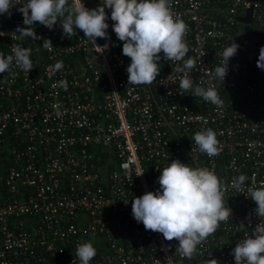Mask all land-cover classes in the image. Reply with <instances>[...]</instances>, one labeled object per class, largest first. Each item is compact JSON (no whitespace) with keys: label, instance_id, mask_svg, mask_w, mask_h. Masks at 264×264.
<instances>
[{"label":"built area","instance_id":"built-area-1","mask_svg":"<svg viewBox=\"0 0 264 264\" xmlns=\"http://www.w3.org/2000/svg\"><path fill=\"white\" fill-rule=\"evenodd\" d=\"M83 2L95 8L100 0ZM170 4L187 25L185 60H197L193 80L201 78L205 86L223 48L230 40L238 43L239 18L248 11L252 24L264 27V0ZM20 6L10 17L0 15V53L10 55L18 44L32 49L33 61L29 73L13 63L0 74V264H80L76 246L89 240L97 250L90 264H205L211 258L235 264L231 250L244 236L240 224L251 234L260 222L247 189L264 184L263 90L241 46L224 83L213 82L223 100L217 107L184 92L180 74L172 72L183 61L163 53L156 81L128 84L130 58L122 54L110 19L109 49L102 54L79 30L67 38L59 26L50 31L37 23L36 34L51 40L53 48L46 50L42 40L15 32L24 26ZM57 61L63 69L52 74ZM62 80L66 91L53 87ZM205 128L217 133V156L208 157L193 140ZM172 159L208 167L229 185L224 199L231 218L191 259L176 251L178 241L145 230L131 215L132 198L158 189V169ZM241 174L245 190L237 192L230 185Z\"/></svg>","mask_w":264,"mask_h":264},{"label":"clouds","instance_id":"clouds-1","mask_svg":"<svg viewBox=\"0 0 264 264\" xmlns=\"http://www.w3.org/2000/svg\"><path fill=\"white\" fill-rule=\"evenodd\" d=\"M16 8L22 17L23 25H18L15 32L21 39L42 40L46 50L53 48L51 40L38 36L34 25L40 24L49 29L59 26L62 35L70 38L77 30L90 40L97 52L109 49L110 36L107 32L110 19L113 32L122 42V54L130 58L126 67L128 84H152L160 73L159 61L163 58L174 62L183 61L182 66L172 69L179 76V87L192 96L200 97L206 102L221 107L223 100L216 89V80L224 83L229 71V61L234 57L240 45L234 40L223 48L221 61L214 71L208 73V83L199 78L194 82L192 69L197 60L185 57L189 47L184 39L187 25L171 11L170 0H100L95 8L85 6L83 0H0V15L11 16ZM109 9L110 14L105 10ZM2 33V32H0ZM97 38L106 41L97 45ZM10 55L0 53V74H5L15 65L29 73L33 69L32 49L21 45H12ZM205 53H202V57ZM199 57V62H200ZM256 65L264 70V46L259 48ZM63 62L57 61L51 66L52 74L63 69ZM53 87L67 90V82L59 81ZM56 115H61L59 103L54 104ZM205 123L207 121L205 120ZM193 140L202 153L208 157L220 154L221 146L217 133L211 128L197 131ZM156 183L159 188L147 191L131 201V215L137 223H142L145 230L160 233L167 241H178L176 251L191 259L198 252L208 236L215 233L220 222L228 221L232 211L225 201L226 185L208 167H192L179 159H172L162 169ZM144 172H141L142 175ZM139 176V175H138ZM247 177L243 174L235 177L230 187L237 192L245 190ZM247 197L255 203L254 215L260 222L252 229L251 234L241 223L244 232L242 239L236 242L231 250L235 264H264V184L247 189ZM93 243L85 241L76 246L75 255L80 264H90L96 255ZM205 264H219L215 258L207 259Z\"/></svg>","mask_w":264,"mask_h":264},{"label":"flooded vegetation","instance_id":"flooded-vegetation-1","mask_svg":"<svg viewBox=\"0 0 264 264\" xmlns=\"http://www.w3.org/2000/svg\"><path fill=\"white\" fill-rule=\"evenodd\" d=\"M243 29L244 28L241 29L238 35L237 42L241 46L244 55L248 61L250 73L254 78H256L257 74H260L261 71V69H259L256 65V61L259 55V48H260L257 46L258 44L256 42H258V37L260 36L259 34L261 33V29L255 27L251 21L248 30L244 31ZM263 107H264V90H263Z\"/></svg>","mask_w":264,"mask_h":264},{"label":"crops","instance_id":"crops-1","mask_svg":"<svg viewBox=\"0 0 264 264\" xmlns=\"http://www.w3.org/2000/svg\"><path fill=\"white\" fill-rule=\"evenodd\" d=\"M250 16V13L249 12H247L245 15H243L242 17H240L241 19H243L244 21L243 22H241L240 21V28L242 29V28H244L243 30L244 31H246V30H248V27H249V25L250 24H248V22L246 21L247 19H248V17ZM263 32V29H261V33ZM262 36V38L260 39V44L262 45V46H264V32L261 34ZM260 69V68H259ZM256 81L258 82V84H259V86L264 90V70H261L260 71V74H257V76H256Z\"/></svg>","mask_w":264,"mask_h":264},{"label":"water","instance_id":"water-1","mask_svg":"<svg viewBox=\"0 0 264 264\" xmlns=\"http://www.w3.org/2000/svg\"><path fill=\"white\" fill-rule=\"evenodd\" d=\"M247 12H248V11H247ZM239 20H240L241 22L244 21V20L241 19V18H239ZM246 21L248 22V24H250V16L248 17V19H247ZM263 32H264V27H263ZM263 32H262V33H263ZM262 33L259 34L260 36L258 35V36H259V37H258V42H256V43L258 44V45H257L258 47H261V46H262V45L259 43V42H260V39L263 37V36L261 35ZM261 36H262V37H261ZM254 37H255V36H254Z\"/></svg>","mask_w":264,"mask_h":264}]
</instances>
